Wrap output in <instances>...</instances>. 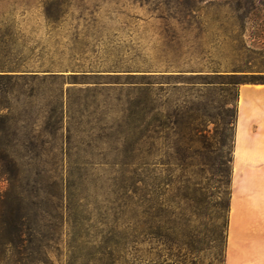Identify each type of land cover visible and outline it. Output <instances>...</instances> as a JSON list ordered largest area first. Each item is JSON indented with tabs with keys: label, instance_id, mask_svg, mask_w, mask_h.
I'll use <instances>...</instances> for the list:
<instances>
[{
	"label": "rangeland",
	"instance_id": "obj_1",
	"mask_svg": "<svg viewBox=\"0 0 264 264\" xmlns=\"http://www.w3.org/2000/svg\"><path fill=\"white\" fill-rule=\"evenodd\" d=\"M44 3L0 0L4 159L63 175L86 165L98 177L128 162L148 185L138 223L150 233L130 244L127 264H225L239 93L264 84V6L243 16L203 4L165 20L150 2L71 0L53 25ZM147 87L145 120L120 141L122 109ZM68 227L49 264H104L101 235L74 254ZM23 257L0 246V264H37Z\"/></svg>",
	"mask_w": 264,
	"mask_h": 264
},
{
	"label": "trees",
	"instance_id": "obj_2",
	"mask_svg": "<svg viewBox=\"0 0 264 264\" xmlns=\"http://www.w3.org/2000/svg\"><path fill=\"white\" fill-rule=\"evenodd\" d=\"M140 1L153 3L154 9L159 10L165 20L175 17L172 11L183 15L185 19L203 4L229 7L243 12V16L257 9V0ZM70 2L45 0L49 23L58 24L67 14L66 6ZM260 4L264 6V1L258 0V10ZM163 6L171 14L163 16ZM149 87L142 91L139 89L138 93L132 92L133 97L129 98L127 109H122L120 141L129 140L127 129L132 120L141 123L145 120ZM144 95L146 99L142 98ZM123 151L125 154L130 153V146ZM115 167L114 171L119 175L112 177L87 174L86 165L70 166L68 174L63 175L57 165L45 167L6 161L0 150V246L14 248L22 256H30L23 258H29L37 264H49V253L56 249L54 244L58 243L59 235L67 223L68 233L73 236L70 249L74 254L86 244L83 238L88 237L91 231H96L102 238L97 253L102 255L103 263L127 264L128 247L131 243L142 241L149 231L138 223V218L147 213L140 208L147 201L149 190L142 177L131 175L133 171L130 163L122 162ZM91 207L97 213L100 225L88 224L86 213Z\"/></svg>",
	"mask_w": 264,
	"mask_h": 264
},
{
	"label": "crops",
	"instance_id": "obj_3",
	"mask_svg": "<svg viewBox=\"0 0 264 264\" xmlns=\"http://www.w3.org/2000/svg\"><path fill=\"white\" fill-rule=\"evenodd\" d=\"M225 257L264 263V84L240 88Z\"/></svg>",
	"mask_w": 264,
	"mask_h": 264
},
{
	"label": "bare ground",
	"instance_id": "obj_4",
	"mask_svg": "<svg viewBox=\"0 0 264 264\" xmlns=\"http://www.w3.org/2000/svg\"><path fill=\"white\" fill-rule=\"evenodd\" d=\"M243 98V97H242ZM235 250V249H234ZM239 257H231V263H234L238 260Z\"/></svg>",
	"mask_w": 264,
	"mask_h": 264
}]
</instances>
